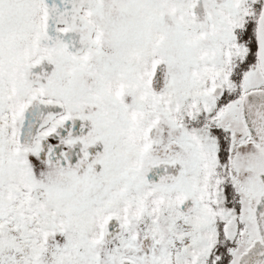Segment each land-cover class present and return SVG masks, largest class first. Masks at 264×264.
<instances>
[{
    "label": "snow or ice",
    "instance_id": "snow-or-ice-1",
    "mask_svg": "<svg viewBox=\"0 0 264 264\" xmlns=\"http://www.w3.org/2000/svg\"><path fill=\"white\" fill-rule=\"evenodd\" d=\"M0 264H264V0H0Z\"/></svg>",
    "mask_w": 264,
    "mask_h": 264
}]
</instances>
